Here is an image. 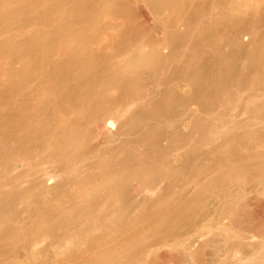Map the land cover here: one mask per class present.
I'll return each instance as SVG.
<instances>
[{
  "label": "rangeland",
  "instance_id": "1",
  "mask_svg": "<svg viewBox=\"0 0 264 264\" xmlns=\"http://www.w3.org/2000/svg\"><path fill=\"white\" fill-rule=\"evenodd\" d=\"M12 1L14 2V0H11V5L13 4L12 7L16 6V5H19L20 7L25 5L24 0H23V2H24L23 5L21 3L22 1H20V0H18L20 2H17V3H12ZM31 1H29V2H31ZM34 1H32L31 4ZM36 1L34 2L35 4L38 3V1L37 2ZM56 1L51 0V2H54L53 3L54 5H57L59 3V6H60V3H62L64 1V3L61 4V7L56 6V7H59L61 10H63L62 5L65 6V8L68 4H70L69 6L75 5V7H76L77 4L75 2H78L80 0H63L62 2H60V0H58L59 2H56ZM157 1L158 0H105V1L104 0H100V1L98 0L97 3H95L93 0L94 3L92 2L91 5L92 4L97 5L98 3H100L97 5V7H99V8H97L96 5H94L95 9L92 7L93 5L91 6L95 12L97 11L96 8L98 9V12H99V10L104 9L103 7H106V8L102 12H100L101 15L98 12H96L97 15H99V17H100L99 18L97 16L98 22L96 20L94 21L95 23L97 22L96 23L97 26H95L94 25L95 23L93 22V19H94L96 14L93 10H91V13L93 14L94 17L92 16L93 19L89 20V21H91V23L92 22L94 23V24H92V26H94L93 28H92L90 22H89V24L86 23L87 19H85L86 18L85 15L87 13L84 14V16L81 15L86 20V21H84V23L88 24V26L90 25V29H88L89 28L88 26H84L85 24L83 25L84 28L88 27V28H86L88 31L83 28V26H82L83 21H80V19L82 20V17H80V15H77L78 9L76 10L74 6L70 10L73 9L72 11H74V12L76 10V12H75L76 14L75 13L73 14L72 11L70 13L67 9L68 6H67L66 10L68 11V13H70L69 15L66 14L67 12L65 13V10L59 11L60 9L58 8L57 12H60V13L64 12V13L61 15L60 13L57 14V12H56L55 14H57V15H54V17L60 16L59 19L57 17H55V19H54V17H53V19H52L53 21L51 23H49V25H44V26H43V24H41L42 26L39 25L38 22L35 23V21H37L36 20L37 17H34V18L31 17V19H30V20L34 19L35 21H33V23H35V24H32V21L29 22V19L27 22L26 17L28 14L25 16L23 14L29 13V11L27 10V11H25L26 12L25 13V12H23L25 10L24 8L21 10L20 8H17V6L14 7L15 10L17 8V9H20V12L21 11L23 12V13L22 12L19 13V11H18L19 15L17 13H16V15H18L19 18H22L23 16L25 17V18L23 17L22 20L20 21L22 25H25V27L22 25H19V27L22 26L23 28H25V30L23 29L25 32L27 29L30 28L26 33H29V32L31 33L34 30L33 28H35V27H37V29H39L42 27L45 28V26H46V28H45L46 30H47V28H49L50 29L49 31H51V28H54V26L52 27V25H55V24L57 25L58 23L60 24V20L62 21L64 18H65V20H67L66 15H68L70 17V19L67 21H69V22L73 21V22L69 23V25H71V26L69 28H67V30L68 29L71 30V31L69 30L71 33L68 31L69 37L73 38L74 37L73 35H75L76 32L80 31L79 29L81 27H82L81 29H84L85 31H87L88 36H90V38L88 36H86V38H89V41L91 38H93V39H91V42H89L88 45H89L90 49L88 47L87 49H89V50H88V52L86 51V53L90 54V51H92L93 54L91 53L90 55H93V56H91V57H99L100 60H102V61L104 60V62L108 63L109 65H111V63H112L113 64L112 66H115L116 68H119V67H120L119 69L123 68L124 70L121 73L122 74L125 73V74L123 76H121V77H123L122 80L126 81V83L129 80L128 81L129 84L127 83L128 85H126V87L132 90L131 92L134 93V98L137 99V97H140L138 99V101L140 103L137 102L136 99L134 100V98H133V106L136 105L135 107L131 106L132 103L127 104V106H123L124 107L123 109H125V110H127V107L130 106V108L128 109L129 114H127L128 112L126 111L125 113L127 115L124 113L125 114L124 118L122 116H121L122 117L121 120H120V118H115L117 116H114V118H112L113 124H112L111 129L112 130H116V129L118 130V128L120 127L119 125L128 124V126L126 125V127L130 128V129L127 128L128 132H130V133H128V137H127V135L126 136L124 135L125 137L123 136L122 140L128 139L127 141L129 143L126 141L127 147H128L127 150L129 151V147L132 148V149H130V151L134 155L132 153H129V152H128V154L133 155L132 157L134 158V160L138 161V162H134L132 160V165H133V163L135 165L133 168H135V170L137 172L141 169L140 172L142 173V171L145 172L146 169L151 168L149 165L152 164V166L155 167V168L153 167V172H152V174H153V180L152 181L153 182L151 181L150 182L151 184L145 185L146 188H149L148 191H150V192L147 193L146 192L147 189H146V191H145L146 193H143V192L139 193V192L135 191L136 195L135 194L134 195L137 196L136 198L133 195V198H135V199L133 201L134 203L132 205V207H133L132 211H133V215L135 214L134 217L136 219V220L133 219L134 220L133 222L135 223L133 230L137 229L138 226H140V227H138V229L132 233V236H134L133 237L134 240H132V241L133 242L137 241V242L132 243L131 246L128 245L125 248L123 247L122 249H124V250H122L121 247H119L120 248L119 252L117 251L118 254L116 253V251L114 253H112V257H110V256H109V258L107 257L106 260L107 259L108 260L106 261V263L104 261V264H108V263H110V264H115V263L116 264H130V263L131 264H153V263L154 264H162L165 259L169 258V255H171L172 253L174 254L176 250H179V248L182 249V248L186 247L189 251H191V253L193 252L192 254L196 253V255L198 256V254L203 255V253H201V252L205 253V251L210 249V247L214 248V245L217 244L216 243L217 241L221 242L223 244L222 246L220 245L219 247L216 248V249H219L217 251L221 254V258L223 257V259L224 260L226 259L227 261H228V258H230L229 260H230L231 264L232 263L234 264L235 261H239L241 258L242 259L240 261L243 260L242 261L243 263H240V264H252V263L256 264V262L260 263L259 262L260 260H264V259H262L263 254H260L259 252H257L259 250L261 251V249L264 248V246H263L264 245V213H263L264 212V202H263L264 201V163H262V162H264V161H262V160H264V95H263L264 90H262V89H264L263 88L264 86L262 88L259 84H258L259 88H258V85L256 87L254 86L257 89L256 93H255V88L249 86V85H253V84L245 85L244 87H242V86L236 87V85L234 87V85L231 84V85H228V87L233 85L232 87H230V89L229 88L226 89V86H224V88H223L222 86L224 84V81H228L230 79V77H234V74L238 75L239 67H240V71H239L240 74L239 75H241L242 78H245V77L250 78L251 76H255L256 79H257V77L261 78L263 80L261 82V85H264L263 84V82H264V66H262V64H264V52H263L264 47L262 48V46H264V43H262V41H264V34L262 35V33H264V0H240L241 6L238 5L239 4L238 0H237L238 3L235 0H178V3H177V0L175 2H173L172 0H170V1L169 0H163L164 1L163 3L165 5H167L169 3L168 5L172 4V7H169V6L164 7L163 6L164 4L161 5V6H163V7H161L160 4H157V5L155 4V3H157ZM229 1H233L232 3H237L236 4L237 6L235 4H232ZM8 2L10 3L9 0H8ZM51 2L50 3H49V1L47 2L49 4V6H50V4H52ZM109 2H110V4H108ZM18 3H20V4H18ZM41 3L42 2H40V4ZM47 3L42 4L43 7L45 6L44 8H48V7H46V6H48ZM101 3H102V5H101ZM173 3L174 4L176 3V4L173 5ZM179 3H181V4H179ZM14 4H16V5H14ZM35 4H32L33 7L37 5V4L36 5ZM103 4H105V5H103ZM230 4H232L231 6L234 5V7H237V8H233V7L229 6ZM107 5H108V9H107ZM178 6H179V8H178ZM12 7H11V9H13ZM38 7L40 8L42 6H38ZM51 7H55V6L51 5ZM158 7H159V9H158ZM170 8L172 9V11L174 10L175 13L171 12ZM31 9H32V7H31ZM15 10H13V11L15 12ZM40 10H42V9H40ZM40 10H38V11H40ZM88 10H89V8H88ZM88 10H86V11L89 14L90 12ZM8 11L10 13V11H12V10H8ZM33 11H35V10H33ZM84 11L85 10L83 9V13H84ZM42 12L43 11H41V13ZM79 12H80V10L78 11V13ZM34 13H33V15L30 13L28 15V17L30 18V15L34 16L35 14H36L35 16H37L38 15L37 13L40 14V12H37L35 14ZM91 13L89 15H86V16L88 18H90ZM64 14H66L65 17L60 19L62 16H64ZM176 14L178 15V17ZM7 15H8L7 12H6V15L5 14L3 15V18H4L3 24L8 23L10 25V23H9L10 21H7V19H9V18L13 17L14 19H17V17H14V14H13V16H12V14H10L11 17H9V15L8 16ZM21 15H23V16L21 17ZM6 16L8 18L5 20ZM76 17H78V18H76ZM260 17L263 18V21H261V19L259 20L260 22L258 24L261 27L259 25L254 26L255 28L260 27V30L258 28L256 29V31L259 30L258 31L259 34H256L255 28L253 30V28H251L250 25H251L252 20L258 19ZM13 18L11 20V24L13 22ZM71 18H72V20H71ZM178 18L180 20H178ZM23 19H24V21L27 22V24H25L26 22H23ZM0 20H1V18H0ZM18 20H20V19H18ZM56 20L59 22H57ZM74 20L77 23H75ZM64 21H63V23H64ZM55 22H57V23H55ZM241 22H245V24L247 22V24L244 25L243 28H241V26H240V28L236 27L238 25V23L241 24ZM28 23H29V25H28ZM174 23H176L177 25ZM3 24H2V22L0 23V25H2V27H1L2 29L4 28V26H6V25L3 26ZM15 24H16V26H15ZM15 24L13 26L17 27L18 24L17 23H15ZM30 24L33 26H31ZM9 25H7V26L9 27L10 31L9 32L1 31L2 35L5 33V35L8 36L7 34H9L11 31H12V33L17 32L16 28L14 30V27L11 26L12 29L14 30L13 31ZM60 25H62V24H60ZM78 25H80V26L78 27ZM7 26L4 28L5 30H6ZM77 28H79V29H77ZM2 29H0V30H2ZM37 29H35L34 31H36ZM99 29H101L103 31V33ZM52 31H53V29H52ZM252 31L256 35H254ZM200 33L202 36H204L203 37L204 39L206 37H207L206 39L210 38L211 37L210 34L214 36V33H215V38L217 36H220L221 40L216 38L218 40V42H216V45H214L215 41H213V39H214L213 37H211V38H212V42H214V43H212L210 41L211 39H209V41L207 42V40H204L202 38ZM82 34H85V33H82ZM229 34H230V36H229ZM237 34H238V36H237ZM233 35L235 37H237V39L240 41V43H241L240 47H245L244 49L242 48L243 52L240 48L243 55H241L239 50H238L239 51V53H238L237 49H235V47H234V49L236 50L235 51L232 48V46L229 44V41H228L229 38L228 37H230V39H231V37ZM260 35H262V36H260ZM6 36H4V37H6ZM221 36L223 37V39L221 38ZM257 37L261 38V40L259 39L260 40L259 41ZM155 38H157V39H155ZM1 39H2V36H1ZM20 39H21V37H20ZM151 40H153V41H151ZM200 40H202L203 42H201ZM137 41L139 43H137ZM199 42H200V44H199ZM72 43H71V45H74V44L83 45L84 44L83 41H77V42L73 41ZM135 44L136 45L140 44L138 47H139V49L141 48L143 54H145V55H147V53H150V52L152 53V50L158 51V53L155 52V54H154L155 57L158 56L157 59L153 57L154 64L156 62L155 68L157 67L158 69L157 68L155 69L153 67L154 65L153 66L151 65V67L149 65L145 69H143L144 72L141 71V74L140 73L139 74L144 75V76L143 75L141 76L142 80L145 79L143 77H146L147 79L144 80V83L141 80L142 84H139V83H141V82H139L138 83L139 86L137 85L138 87H136L137 83L135 82V79H136L135 76L136 75L134 76L133 74H131L130 71L129 72L131 74V77L129 76L130 74H128L129 72L127 70H129V69H127V65H126L127 64L126 58H128V57L125 56L126 55L125 51L133 48V45H135ZM153 44H154V46H153ZM211 44H212V46H211ZM157 45L159 46V50L155 49V48H158ZM242 45H244V46H242ZM152 46L155 48L153 49ZM111 47H112V49H111ZM197 47H199V48H197ZM212 48L213 49L216 48V50L214 49L215 50L214 51ZM218 48H220V49H218ZM260 48L263 51H261ZM209 49H210V51H209ZM255 49H256V52H255ZM67 50H66L67 53L65 52L66 54H64V52H63L61 54H56L54 56H56V57H65V56L72 57L70 55L71 53L69 51L70 48H68ZM207 51L209 52V54ZM250 51H252V52H250ZM257 51H258V53H257ZM116 53H117V55H116ZM248 53H250V55ZM259 53L260 54L262 53L263 56L261 55L262 57H260ZM255 54L258 56V58ZM102 55H103V57H102ZM106 55L108 56V58ZM237 55H240L241 57H239ZM73 57H74V55H73ZM75 57H78V56H75ZM0 59H2V58L0 57ZM3 59H4V57H3ZM7 59H9V58L8 57L5 58V61ZM14 61L15 60H13L12 62L15 64ZM9 62L11 63V61H9ZM6 63H8V62H6ZM13 66H18L17 69L19 68V65H16V64ZM13 66H11L12 69L11 68L10 69H11V71L14 72L13 69H15V67L13 68ZM243 67H244V69H243ZM125 69H127V70H125ZM233 69H234V71H233ZM18 71L16 70L14 74H16V72H18ZM71 72H72V76H73L72 78L69 77V76H71V74H70ZM71 72L69 73L70 75L66 76V77H69V79L67 78L68 80L66 79V81H68V83L66 82L67 86H68V84L71 87L73 84L74 85L79 84L78 86L83 87L84 86L83 83L85 85L87 84V83H85L87 81L86 80L87 76H85L84 78L82 77L80 79L77 76V74L76 75L74 74L75 73L74 71H71ZM228 72H230L229 73L230 75L229 74L226 75V73H228ZM1 73H2V71H1ZM1 75H0V77H2V78L0 79L1 80L0 81V90H2V92H3V90L4 91L6 90L5 89L6 86H4L5 85L4 82L7 85L8 79H10V77L8 78L7 74H6V76H4V74L2 76ZM61 76H63V73ZM205 76L207 78H204ZM133 78H134V80H133ZM226 78H227V80H226ZM81 80L84 82H81ZM146 80H148V81H146ZM260 80H259V82H260ZM75 82H77V83H75ZM31 85H33L32 87L35 88L37 85V82L35 83V85H34V83H32ZM247 86H248V88H246ZM73 87H75V86H73ZM214 87H216L217 89ZM249 87L252 91L249 89ZM112 88H114V87H112ZM260 88H261V90H260ZM115 89H108V90L112 91L111 94L116 91L115 94L117 95L118 90L117 89L115 90ZM221 89L223 90V92L225 94L224 93L222 94ZM240 89L241 90L243 89V92ZM226 90H228V91H226ZM245 90H246V92H245ZM147 91H149V92H147ZM218 91H220L221 95L219 94ZM229 91L231 93L230 95H228ZM238 93L239 94L241 93V97ZM217 94H218V96H217ZM234 94H236V95H234ZM215 95L217 98H221L225 95L227 98L231 96L233 101L236 98L237 99L239 98V100H238L239 102H238V104L237 103L232 104V103L228 102L224 105L222 103L217 102V98L215 97ZM219 95H220V97H219ZM237 95H239V96L237 97ZM254 95H255V97H254ZM51 97H52V95H51ZM95 97H96V95H95ZM130 97L132 98L133 96H130ZM231 97L228 99L231 100ZM251 97H254V98L257 97L256 98L257 101L256 100H254V101L250 100L248 102L246 100V99H250ZM211 98H213V99H211ZM240 99H242V100H240ZM244 99L247 102H245ZM131 101H132V99H131ZM131 101H129V102H131ZM235 101L237 102V100H235ZM241 101H242V103H241ZM135 102H137V103H135ZM174 102H176V103H174ZM247 103H249V104H247ZM84 108H87V105ZM67 116H68V114L67 115L65 114V117L64 116L63 117L67 118ZM71 118H69V119H71ZM125 119H126V121H125ZM130 124H132V126ZM133 124H135V126ZM209 126L210 127L212 126V127L210 128ZM220 126H221V128H220ZM204 127L207 131L204 130ZM215 127H217V129ZM231 128L234 129V131ZM220 129L222 131H220ZM210 130H212V131H210ZM146 131H147V133H146ZM205 131H206V133H205ZM208 131H210V132H208ZM201 132L205 133V134H202ZM254 133L256 135H254ZM215 134H216V136H213ZM231 136L232 137L234 136V137L232 138ZM244 136H245V138H244ZM204 137H205V139H204ZM145 138H146V141H145ZM228 139L232 143L229 142ZM240 141H241V143H240ZM249 142H250V144H249ZM242 146H243V148H242ZM235 147H237V148H235ZM238 147H240V148H238ZM248 147H249V149H248ZM231 148H233V149H231ZM241 148L243 150H241ZM238 149H240V150L238 151ZM254 149H256V150H254ZM135 152H136V154H135ZM237 152H240V153H237ZM157 154H158V156H157ZM234 154H237V156ZM122 155L125 156V153H123ZM135 155L136 156L138 155V157L141 158L142 160L143 159L146 160V158H144V157L148 156L147 158L150 161L147 160V161L142 162L141 159L139 160V158L138 157L136 158ZM151 155L153 157L157 156L160 160H162V158L164 157L165 161L163 159L162 162L164 161L165 163H167L166 161L169 160L168 164H166V165L164 164V162L162 163V164H164V166H166L168 168L163 166L162 169H164V171H162V169L160 170V168L162 167L161 161L159 162L160 165L155 166L157 164H156V162L152 163V162H154V160H153V157L150 158ZM159 155H161L160 156L161 158L159 157ZM190 155H192L193 157ZM142 156H143V158H142ZM159 159H157V160H159ZM191 159H192V162H191ZM209 160H210V162H209ZM140 161H141V163H140ZM189 161H190V163H187ZM205 161H207L209 164H207V162H205ZM241 161H243V162H241ZM145 162H147V163H145ZM148 162H149V164H148ZM150 162H151V164H150ZM244 162L246 164H244ZM256 162H258V163H256ZM211 163H212V165H211ZM226 163H228L229 165ZM136 164H138V166L140 165V167L142 164H144V165H142V168L139 169V167L136 166ZM57 165H56V168H58L60 166V165H58V167H57ZM182 165H183V167H182ZM199 166H201L200 167L201 170H199ZM174 167H176V168H174ZM192 167H194V168L192 169ZM231 167H233L234 169L231 170L232 169ZM53 168H54L53 170H55V167H53ZM184 168H186L188 170V171H186L185 174H183L186 170ZM260 168H262V170ZM59 169H56V170H59ZM167 169L169 172L167 171ZM175 169H176V171H175ZM156 170L158 172L159 171L163 172V173H161V176L158 175L159 173H155V172H157ZM178 171H180V172H178ZM201 171H204V172H201ZM200 172L202 174H198ZM190 173L192 174V176ZM194 173L195 174L197 173V175H196L197 177L195 176ZM154 176L157 180L154 179ZM187 176H189V177H187ZM224 176L225 177L227 176V178L225 179ZM135 177L137 179H139L138 176H135ZM192 177H195V178H192ZM230 177H231V179H230ZM179 178L183 181H181ZM228 178H229V180H228ZM55 179L56 178H54V181H52V184L56 183ZM188 180H189V182H188ZM178 181H179V183H178ZM191 182H192V185H190ZM148 183L149 182H147L146 184H148ZM136 184H138L137 180L135 181V185ZM182 184H184V185H182ZM185 184H186V186H185ZM175 185H177V186H175ZM26 186L27 185H25L23 187L25 188ZM6 187H9V185ZM217 187H219V188H217ZM241 187H243V188H241ZM179 188H184V189L179 190ZM228 188H231V189H229V191H228ZM221 189H222V191H221ZM223 189L225 190V192L223 191ZM238 189H239V191H238ZM4 190H5V188H4ZM16 190H18V189H16ZM19 190H21V189H19ZM183 190H184V193H183ZM6 191H7V189L5 190V192ZM12 191H13V193L15 192L14 189ZM239 192H240V194H239ZM16 193H18V192H15L14 194H16ZM171 194H174V195H171ZM223 195L225 196V198ZM52 196L53 197H51V198L56 200V197H57L56 194L54 193V195H52ZM54 196H56V197H54ZM241 196L243 198L242 200H241ZM29 197H32V198H26V200L28 202L25 200L28 204L25 203V201H24V204L22 202L23 205H21V203H19L20 208H18L19 206L17 207V209H20V213H23L24 211L22 210V208H24V210H25V208L28 205L29 210H28V212H27V210L25 211V213L27 212V218L25 216L26 215L25 213H23L24 215L17 214L19 211L15 212V210H14L15 208L11 209L12 206L9 207L10 205H7V206L9 207V212L14 210L13 212H15V213L12 212V214H14L13 215L14 217L10 216L11 213L9 215H7L8 211L6 209L7 208L6 205H5V207H6L5 209L7 212H5V211L4 212L7 213L6 214L7 216H10L11 218H13L15 220L18 218L21 219L22 216L25 217V220L27 221V222L25 221L26 223H30L34 219V222H32V223L37 224L38 227H41V229H42V230L40 229L41 232L39 230L40 234L38 233V235L35 238V241L37 240V245L35 246V248L36 247H38V248H36V249L33 248V250L35 249L34 252L32 250H30V252H29V251H27V249L23 250L24 248L21 247L22 242L20 241V240L23 241V239H20L18 237L17 238L20 239L19 241L21 243L18 241L19 243H17V244L15 243L16 244L15 245L16 247H15L13 245V243L15 242V239L11 237V239H13V240L12 241L10 240L9 243L11 244L12 250L10 249V246H9V248H8V246L5 247L6 249H8V252L5 248H4V250H3V247L0 248V251H1L0 252V264H92L93 260L95 261V258L98 261V257L100 255L101 251L99 252V250H98V252H99L98 256H96L98 252H96V255H94V251L91 248H89V245H88L89 243L88 244L86 243L87 240H89V238H88V236H86V234H82L81 232L79 233L77 231H75V232L71 231V233L73 232V234H70V232L68 234H66V237L68 239L66 237H62V238H64V241H62L63 239H61V238H57V234H58V237H60V235L62 234L60 229L57 230L58 229L57 227L60 226V225H58V223L59 222L60 223L66 222L64 220L66 218L61 217V219L63 218V220H61L60 219L61 214L59 216L55 215L53 217L54 220H52L53 222L51 221L52 223H50V224L45 223L43 220H45V218L46 219H48V218L45 216L46 214L44 215L45 217L43 216V214L45 213V209H43V210L41 209L43 207V203H45L44 201H42V200H44V198H40L41 196L39 197L40 200L42 199L41 200L42 205L40 204L41 206L39 205L37 207V204L35 203V200H33V199H35V198L38 199V197H33V196H29ZM151 197H153V198H151ZM58 198H59V196H58ZM28 199L30 200V202L32 204L35 203V205H36L35 207H37V208H35L33 206L34 204L32 205ZM59 200H57V201L60 202ZM145 201H146V203H145ZM38 202H39V200H38ZM55 202L56 201H54L52 204L56 205L57 202L56 203ZM227 202H229V203H227ZM239 202H241V203H239ZM62 203L63 202L61 201V203H59V204H61V205L65 204L67 207L68 203H66L65 201L63 204ZM169 204H171V205H169ZM189 204H190V206H189ZM29 205L30 206L32 205L33 207L32 206L30 207ZM45 205H46V203H45ZM65 205H63V207H65ZM84 205L87 206L86 204H84ZM141 205H143V207ZM24 206H26V207H24ZM28 207H27V209H28ZM39 207H41V208H39ZM211 207H213V208H211ZM152 208H154V209H152ZM162 208H163V210H162ZM37 209L42 210L41 213H42L43 217L37 216V215H40V212H37ZM164 209H165V211H164ZM235 209H236V211H235ZM34 210H35V212H37L39 214H36L35 212H33ZM40 210H38V211H40ZM52 210H54L52 212H55V209H52ZM155 210H157V211H155ZM166 210H167V212H166ZM233 210H234V212H233ZM21 211H23V212H21ZM159 211H160V213H159ZM223 211H224V213H223ZM74 212H79V210L78 211L76 210ZM74 212H69V214L71 213V215H72V213H74ZM149 212H150V214H149ZM155 212H156V215L158 217H159V214H160V216L164 215L163 218L166 216L165 217L166 220L165 219L164 220L158 219V217L154 214ZM261 212L263 213V215ZM28 213H29V215H28ZM32 213H34L35 216H33L34 214H32ZM65 213H67V214H65L66 217L70 216L68 214V212H65ZM81 213H78V214H81ZM152 213L154 214V216L151 217V215H153ZM167 213H169L168 214L169 216L167 215ZM15 214H17V215H15ZM55 214H56V212H55ZM146 214H147V217H145ZM15 216H16V218H15ZM32 216H33V218H32ZM10 217H7V218H10ZM55 217H57V218H55ZM37 218H38V221H37ZM58 218H59V220H57ZM155 218H156V220H154ZM10 219H9V221H10L9 223L12 222ZM55 219H56V221H55ZM143 219H148V221L147 220H146L147 222L143 221ZM149 219H151V220H149ZM152 219L154 221H152ZM22 220H23V218H22ZM48 220L47 221L45 220V221L48 222ZM157 220L160 222L162 221L163 224L158 222V223H160V224L157 223L158 226L154 225ZM54 221L56 223L58 221V223L56 224ZM25 222H23L24 226L28 225V224H25ZM41 222L43 224L44 223L46 224V226L44 225L46 228L44 226L39 225ZM49 222H50V220H49ZM81 222H82V220H81ZM81 222L79 225H81V227L83 228L85 226V224L83 226V223H81ZM153 222H154V224H153ZM42 223H41V225H43ZM34 224H32V225H34ZM62 224H61V226H62ZM150 224H151V226H149ZM37 225H34V226H37ZM47 225L53 226V229L51 226L48 227ZM29 226H31V225L29 224ZM54 226H56V227H54ZM86 226H87V224H86ZM218 227L219 228L221 227V228L219 229ZM26 228H27V226H26ZM229 228H231V229H229ZM46 229L47 230L49 229V231H47ZM52 230H53V232H52ZM225 233H228V234H225ZM54 234H55V236H54ZM81 235H82V237H80ZM231 235H232V237H231ZM77 236H78L79 240H77L78 239ZM135 236H136V238H135ZM23 237L21 236V238H23ZM138 237H140V238H138ZM226 237L228 240L226 239ZM0 238H1V235H0ZM17 238H16V240H17ZM80 238H81V240H80ZM83 238H84V240H83ZM216 238H217V241L214 242L213 240H215ZM38 239H39V242H38ZM58 239L59 240L61 239L62 243H60V244H62V245L65 242V244H64L65 246L64 245L62 246L60 244L58 245V243H57L56 245H54L55 246L54 248L50 247V246H52L53 243L57 242ZM85 239H87V240H85ZM147 239H148V241H147ZM51 240H54V242H52ZM11 242H13V243H11ZM40 242L43 245H41ZM82 242L84 244H82ZM88 242H90V241H88ZM137 243H139V244H137ZM180 243H181V245H180ZM19 244H20L21 248L17 247V246H19ZM85 244H87V245H85ZM167 244H168V246H167ZM210 244H213V246H211ZM39 245H40V247H39ZM48 245H49V248H48ZM80 245H81V247H80ZM192 246H194V247H192ZM257 246L259 248L260 247H262V248L259 249ZM12 247L15 249H13ZM256 248H258V250ZM90 249L92 250L93 253L91 252ZM126 249H128V250H126ZM131 249L133 251H130ZM135 249H137V250H135ZM134 250H135V252H134ZM31 251H32V253H31ZM123 251H124V254H122ZM162 251L165 253H163ZM226 251H227V254L230 253L228 251H231V253L233 255L231 253H230V255L225 254ZM263 251H261V252L263 253ZM104 252H105V250H104ZM120 252H121V254H120ZM80 253H82V254H80ZM87 253H89V254H87ZM90 253L92 255H90ZM166 253H168V254H166ZM103 254L105 255V253H103ZM107 254H109V252ZM114 254H116V255L114 256ZM147 254H148V256H147ZM222 254L224 256H222ZM256 254L257 255L260 254L261 256L260 255L257 256ZM109 255H111V254H109ZM165 255H166V258H164ZM253 256L255 258H253ZM224 257H228V258H224ZM87 258H88V260H87ZM91 258L93 260H91ZM171 258H174V257H171ZM171 258H169V259H171ZM232 258L235 260H233ZM135 259H136V261H133ZM254 259H256V260H254ZM113 260H114V262H113ZM152 260L153 261L155 260V261L152 262ZM231 260L233 262H231ZM82 261H83V263H81ZM158 262H160V263H158ZM94 263H96V261L93 262V264Z\"/></svg>",
  "mask_w": 264,
  "mask_h": 264
},
{
  "label": "bare ground",
  "instance_id": "2",
  "mask_svg": "<svg viewBox=\"0 0 264 264\" xmlns=\"http://www.w3.org/2000/svg\"><path fill=\"white\" fill-rule=\"evenodd\" d=\"M10 3L8 2V0H0V18H1V22L3 24L4 22V18H3V15L5 14L6 15V12L7 14L10 16V14H14V17H17V19H14L13 17V22L11 24V20L12 18H9L7 19L8 15L6 16L5 20L7 19V21H10V25L8 23H5L3 24L4 25H9L10 27L13 26L15 23L18 24L17 27H14V30L15 28L17 29L16 33H12V31L7 34L8 36L5 35V33L2 35V32L1 31H7L9 32V27L7 26L6 30L4 29L6 26H4V30L1 28L2 25H0V57L2 59H0V75L4 74V76H6L7 74V77L10 79H8V82H7V85L6 83L4 82V86L5 87V91L3 90H0V235H1V238H0V248L3 247V250L5 247L10 246V249H11V244L9 243V241L13 240L11 239L14 238L15 239V242H11L13 243V245L15 246L17 243H19L20 241L22 242L21 244V247H23L24 249L23 250H26L30 252V250H32L33 252L35 251L36 247L35 246L37 245V240L35 241V238L36 236L38 235L39 233V230L41 229V227H38L37 224H34L32 222H34V219L33 221H29L30 223H26L27 221L25 220V217L22 216V218H18V219H13L11 217H14L12 214V212L15 210V212L19 211L17 214H22L24 215L23 213H25V211L29 210V207H28V201L26 200V198H32V197H29V196H33V197H38V199H33L35 200V203L37 204V207L41 204V200L40 198H44V201L46 203H43V207H39L41 208L42 210L45 209V213L43 214V216L45 215L48 219L45 218V220L48 222H46L45 220H43L45 223H52L54 220V216L55 215H60V219L61 217H64L66 219H64L66 222H59L57 221L58 225H60L59 227H57L60 231L62 232V234L64 235H60V237H58V234H57V238H61L63 239L62 241H64V238L62 237H66V234H68L70 232V234H73V232L77 231V232H81L82 234H86V236H88L89 240H87V244L89 245V248H91L93 251H94V255H96V252H99L103 251L102 253L100 252V255L98 257V261L96 260L95 258V261L96 263L94 264H104V261L106 263V258L109 256L112 257V253H114L116 251L119 252V247H121V249L128 245L131 246L132 243H136L137 241H132L134 240V236H132V233L135 232V230L138 229V227L140 226H136L137 229L133 230V227H134V220L135 217L133 215V201L134 199L137 197L135 196V191L141 193H148L150 191H148L149 188H146L145 185H149L151 184L150 182L153 180V167L151 162L149 165L151 168H148L146 169L145 172L142 171V173L140 172V168H142V164L141 167L140 165L138 166V164H136V166L139 167V173L135 170V168H133L135 165L133 163L132 165V160L134 162H138V161H135L134 158L132 157L134 154L130 151V148L129 147V151L127 150V143L126 140H122V137L125 135H127L128 137V127H126V125L128 126V124H123V125H119L120 127L118 128V130H112L111 127H112V124H113V120L112 118H114V116H117L115 118H120V120L122 119V117L124 118V115L126 114L125 112L127 111L129 114V111L128 109L130 108V106L127 107V110L123 109L124 107L123 106H127V104H131V106H133V98H134V93L131 92L132 90L127 88L126 85H128V81L126 83V81L122 80L124 74H122L121 72H123V68L119 69V68H116L115 66H112L113 64L111 63V65H109L108 63L104 62V60H100L99 57H91L93 55H90L92 53V51H90V54L89 53H86V51L88 52V50L90 49L89 47V42H91V38L90 41H89V38L90 36H88V33H87V29H90V25L88 26L89 22L91 23V21L89 20H92L93 19V14L91 13V10L94 11V5L96 4H92L91 3L93 2V0H80L78 2H75L77 5L75 7V5H73L75 7V9L77 10V15H80V17H82L81 15L84 16V14L86 15H89L91 13V17L88 18L86 15H85V19H87V22L88 24L84 23V21H86L83 17H82V20L80 19V21H83L82 23V26H88V27H85L83 26V28L87 31H85L84 29H79L80 31L76 32L75 35H73L74 37L71 38L69 37V33L68 31L70 29L67 30V28H69L71 25H69V23L73 22L71 21L72 18H71V22L67 21L70 19V17L68 16L71 11L73 10H70L71 8H73V6H69L70 4H66L68 6H66V8L68 9V11L70 13H68V11L66 10L65 6L62 5V9L65 10V13L68 14H64V16H62L60 19H62L63 17H67V20H65V18L61 21L60 20V25L55 24L57 22H55L54 24L55 25H52V27L54 26V28H51V31H49L50 29L47 28V30L45 29L44 27L42 28H39L37 29V27L33 28L34 30L37 29L36 31H34L33 29V33L29 32V33H26L29 29L26 30V32L24 31L25 28H23L22 26L25 27V25H22L21 24V20L22 18L25 16V15H29L30 13L33 15V13H37V12H40L37 13L38 15L37 16H31L30 15V18L28 17L27 15V22H28V19H29V22L32 21V24H35L36 22H38L39 25L43 24L44 25H49V23H51L53 20V17L54 15H57L59 14L60 12H57V9L59 7H61V4L64 3L63 0H60V6H59V3L57 5H54L53 3L54 2H51V0H48L49 3L51 2L52 4H49L47 3L48 1L47 0H37L38 3H34V1L32 4H35L36 6L33 7V5L31 4V0H20L22 1V5L23 3L25 5L23 6H19V5H16L17 8H20L21 10L24 8L25 11H29V13H26V14H23L21 15L22 18H19V13L20 12V9H17L16 10L14 9V7L16 6H13L11 5V0H9ZM18 0H14V2L12 1V3H17V2H20ZM31 1V2H29ZM36 1V2H37ZM47 1V2H46ZM56 1V0H55ZM98 1V0H97ZM96 0H94L95 3H97ZM100 1V0H99ZM105 1V0H104ZM170 1V0H169ZM173 2H175L176 0H172ZM237 1V0H235ZM239 1V4L241 3L240 0ZM237 1V3H238ZM40 2H42L40 4ZM56 2H59L58 0ZM93 2V3H94ZM107 2V1H106ZM164 1L163 0H158L157 3H155L156 5L157 4H160L163 5ZM167 2V1H166ZM229 2H233V1H229ZM48 6V8H44L42 4H46ZM66 3V2H65ZM72 3V2H71ZM74 3V4H75ZM103 3V2H102ZM101 3V5H102ZM112 3V2H111ZM177 3H178V0H177ZM182 3V2H181ZM179 3V4H181ZM237 3H232V4H237ZM20 4V3H18ZM31 4V5H30ZM100 4V3H98ZM97 4V5H98ZM110 4V2L108 3ZM169 4V3H168ZM163 5L164 7L166 6H169V7H172V4L170 5ZM176 4V3H175ZM173 3V5H175ZM232 4H230L229 6H231ZM52 6H59V7H51ZM96 5V7H97ZM105 5V4H103ZM29 6V7H28ZM32 9H31V7ZM38 6H42V7H38ZM94 9H92V7ZM159 6V5H158ZM161 6V7H163ZM181 6V5H180ZM237 6V5H236ZM241 6V5H240ZM11 7L13 9H11ZM37 7V8H36ZM168 7V8H169ZM175 7V6H174ZM233 8H237V7H234L231 6ZM36 8V9H35ZM39 8V9H38ZM44 8V9H43ZM89 8V10H88ZM91 8V9H90ZM99 8V7H97ZM96 8V12H98V9ZM104 9L106 7H103ZM112 8V7H111ZM176 8V7H175ZM174 8V9H175ZM179 8V6H178ZM40 11H38V10ZM60 9V8H59ZM74 9V10H75ZM83 9L85 10L84 13H83ZM104 9L102 10H99V14L100 12H102ZM107 9H108V5H107ZM106 9V10H107ZM159 9V7H158ZM171 9V8H170ZM177 9V8H176ZM8 10H12L9 11ZM15 10V12L13 11ZM63 10H59V11H63ZM75 10V12H76ZM80 10V14L78 13V11ZM82 10V11H81ZM88 10L90 13L88 14V12L86 11ZM161 10V9H160ZM164 10V9H163ZM166 10V9H165ZM178 10V9H177ZM19 11V13H18ZM31 11V12H30ZM33 11V12H32ZM41 11H43L41 13ZM147 11V10H146ZM170 11V10H169ZM176 11V10H175ZM13 12V13H12ZM22 12V13H23ZM57 12V14H55ZM74 11H72V13L74 14L75 13ZM95 12V11H94ZM95 12V17L93 19V22L96 20L98 22V19H97V16L99 17V15H97V13ZM109 12V11H108ZM171 12H174V10L172 11L171 9ZM178 12V11H177ZM16 13L18 15H16ZM64 12L60 13L61 15L63 14ZM83 13V14H82ZM106 13V12H105ZM112 13V12H111ZM175 13V12H174ZM76 14V13H75ZM110 14V13H109ZM16 15V16H15ZM40 15V16H39ZM72 15V14H71ZM70 15V16H71ZM101 15V14H100ZM111 15V14H110ZM152 15V14H151ZM177 15V14H176ZM39 16V17H38ZM93 16V17H92ZM5 17V16H4ZM31 17H37L35 21L34 19L30 20ZM57 17V16H55ZM54 17V19H55ZM60 17V16H59ZM59 17H57L59 19ZM69 17V18H68ZM72 17V16H71ZM74 17V16H73ZM79 17V16H78ZM76 17V18H78ZM107 17V16H106ZM178 17V15H177ZM181 17V16H180ZM179 17V18H180ZM25 18V17H24ZM75 18V19H76ZM96 18V19H95ZM100 18V17H99ZM110 18V17H109ZM178 18V20H180ZM20 19V20H18ZM261 19V21H263V18H258V19H254L251 21V28H253L254 30V26H257L259 25L258 23L260 22L259 20ZM65 20V21H64ZM17 21V22H16ZM24 21L23 19V22H26ZM33 21H35V23H33ZM64 21V23H63ZM67 21V22H66ZM175 21V20H174ZM173 21V22H174ZM0 22V23H1ZM6 22V21H5ZM22 22V23H23ZM27 22L25 24H27ZM62 22V23H61ZM75 23H77L75 20H74ZM91 23V26L92 24L94 23ZM96 22V23H97ZM151 22V21H150ZM20 23V24H19ZM94 24L95 26H97V24ZM154 23V22H153ZM159 24V23H158ZM176 24V23H174ZM247 24V22H246ZM245 22H241V24L238 23V25L236 27L240 28H243L244 25H246ZM19 25H22L19 27ZM29 25V23H28ZM31 25V24H30ZM37 25V24H36ZM69 25V26H68ZM167 25V24H166ZM172 25V24H171ZM177 25V24H176ZM16 26V24H15ZM33 26V25H31ZM35 26V25H34ZM42 26V25H41ZM68 26V27H67ZM80 25H78L79 27ZM163 26V25H162ZM260 26V25H259ZM27 27V26H26ZM48 27V26H47ZM50 27V26H49ZM74 27V26H73ZM94 26H92L93 28ZM261 27V26H260ZM260 27L258 28L260 30ZM32 28V27H31ZM91 28V29H92ZM155 28V27H154ZM255 28V31L256 29ZM12 29V27H11ZM24 29V30H23ZM53 29V31H52ZM76 29V30H77ZM13 30V29H12ZM13 30V31H14ZM101 30V29H99ZM258 30V31H259ZM31 31V30H30ZM71 31V30H70ZM69 31V32H70ZM73 31V30H72ZM83 31V32H82ZM85 31V32H84ZM97 31V30H96ZM102 31V30H101ZM123 31V30H122ZM121 31V32H122ZM148 31V30H147ZM165 31V30H164ZM258 31H256L255 33L256 34H259ZM75 32V31H74ZM157 32V31H156ZM207 32V31H206ZM253 32V31H252ZM12 33V34H11ZM71 33V32H70ZM82 33H85V34H82ZM87 33V34H86ZM103 33V31H102ZM127 33V32H126ZM159 33V32H158ZM205 33V32H204ZM15 34V35H14ZM99 34V33H98ZM122 34V33H121ZM254 34V32H253ZM254 34V35H256ZM264 33H262L263 35ZM12 35V36H11ZM201 35V33H200ZM199 35V36H200ZM208 35V34H207ZM227 35V34H226ZM260 35V36H262ZM1 36H2V39H1ZM6 36V37H4ZM86 36H88L89 38H86ZM124 36V35H123ZM129 36V35H128ZM173 36V35H172ZM202 36V35H201ZM209 36V35H208ZM211 37H213V41H215V44L216 45V42H218L217 39H220V36H217L215 38V33H214V36L210 34ZM230 36V34H229ZM238 36V34H237ZM258 36V35H257ZM259 36V37H260ZM19 37V38H18ZM21 37V39H20ZM140 37V36H139ZM204 36H202L203 38ZM206 37V36H205ZM208 38V39H204V40H207V42L209 41V39H211L210 41L212 42V38ZM219 37V38H218ZM228 37V36H227ZM258 38V40L261 38ZM141 38V37H140ZM176 38V37H175ZM221 38L223 39V37L221 36ZM229 38V44L232 46V48L234 49H237V51L239 50L241 55L242 52H243V49L245 47H240L241 43L240 41L237 39V37H235L234 35L231 37H228ZM256 38V37H255ZM100 39V38H99ZM105 39V38H104ZM157 39V38H155ZM263 39V38H262ZM141 40V39H140ZM154 40V39H153ZM151 40V41H153ZM221 40V39H220ZM259 40V41H260ZM73 41H83L84 44L83 45H77V44H74V45H71V43ZM107 41V40H106ZM121 41V40H120ZM171 41V40H170ZM201 42H203L202 40H200ZM94 42V41H93ZM111 42V41H110ZM75 43V42H74ZM79 43V42H78ZM137 43H139L137 41ZM148 43V42H147ZM166 43V42H165ZM214 43V42H212ZM228 43V42H227ZM226 43V44H227ZM260 43V42H259ZM262 43H264V41H262ZM73 44V43H72ZM96 44V43H95ZM102 44V43H101ZM100 44V45H101ZM113 44V43H112ZM119 44V43H118ZM200 44V42H199ZM198 44V45H199ZM94 45V44H93ZM140 45V44H139ZM139 45H133V48L131 49H128L126 52V58L127 61H126V65H127V70L128 72L130 71L131 74H133L135 76V83L136 84V87L139 86V84H142L141 80H142V75L141 74V71H143V69H145L147 66L151 65L155 68V64H154V61H153V57L157 59L158 56L155 57V52L158 53V51L156 50H152V53H147V55L143 54L141 48L139 49ZM204 45V44H203ZM208 45V44H207ZM256 45V44H255ZM260 45V44H259ZM113 46V45H112ZM135 46V47H134ZM154 46V44H153ZM152 48L154 49L155 47ZM167 46V45H166ZM212 46V44H211ZM244 46V45H242ZM261 46V45H260ZM89 47V49H87ZM120 47V46H119ZM141 47V46H140ZM158 48H155V49H158L159 50V46L157 45ZM203 47V46H202ZM205 47V46H204ZM214 47V46H213ZM222 47V46H221ZM230 47V46H229ZM264 46H262L263 48ZM70 48V55L72 57H56L54 55L56 54H61L64 52V54L67 53V49ZM105 48V47H104ZM103 48V49H104ZM130 48V47H129ZM199 48V47H197ZM242 52H241V50ZM243 48V49H242ZM257 48V47H256ZM96 49V48H95ZM112 49V47H111ZM110 49V50H111ZM176 49V48H175ZM213 49V48H212ZM211 49V50H212ZM216 50V48H214ZM213 49V50H214ZM220 49V48H218ZM222 49V48H221ZM234 49V50H235ZM261 49V48H260ZM67 50V51H66ZM116 50V49H115ZM125 50V49H124ZM205 50V49H204ZM214 50V51H215ZM250 50V49H249ZM199 51V50H198ZM210 51V49H209ZM236 51V50H235ZM238 51V53H239ZM248 51V50H247ZM253 51V50H252ZM250 51V52H252ZM260 51V50H259ZM261 51H263L261 49ZM66 52V53H65ZM110 52V51H109ZM108 52V53H109ZM160 52V51H159ZM204 52V51H203ZM208 52V51H207ZM255 52H256V49H255ZM264 52V51H263ZM262 52V53H263ZM106 53V52H105ZM146 53V52H145ZM177 53V52H176ZM201 53V52H200ZM234 53V52H233ZM237 53V52H236ZM237 53V54H238ZM258 53V51H257ZM262 53L260 54V57H262ZM93 54V53H92ZM96 54V53H95ZM98 54V53H97ZM103 54V53H102ZM114 54V53H113ZM205 54V53H204ZM207 54V53H206ZM209 54V52H208ZM250 55V53H248ZM74 55V57H73ZM117 55V53H116ZM119 55V54H118ZM200 55V54H199ZM252 55V54H251ZM256 55V54H255ZM262 55V56H261ZM75 56H78V57H75ZM100 56V55H99ZM107 56V55H106ZM124 56V57H125ZM172 56V55H171ZM239 57H241L240 55H237ZM257 56V55H256ZM255 56V57H256ZM4 57V59H3ZM11 58L10 60L7 59L5 61V58ZM103 57V55H102ZM190 57V56H189ZM213 57V56H212ZM223 57V56H222ZM250 57V56H249ZM108 58V56H107ZM258 58V56H257ZM15 60V64L16 65H19V68L17 69L18 66H13L15 65L12 61ZM11 61V63L9 62ZM157 61V60H156ZM160 61V60H159ZM8 62V63H6ZM18 63V64H17ZM125 63V62H124ZM163 63V62H162ZM159 64V63H158ZM238 64V63H237ZM236 64V65H237ZM118 65V64H117ZM160 65V64H159ZM11 66H13V68L15 67V69L18 71L15 73V69L14 72L11 71ZM240 66V65H239ZM262 66H264V64H262ZM126 67V66H125ZM232 67V66H231ZM11 68V69H10ZM157 68V67H156ZM155 68V69H156ZM161 68V67H160ZM158 69V68H157ZM238 69V68H237ZM244 69V67H243ZM2 71V73H1ZM71 71H74L73 73L81 79L82 77L84 78L85 76H87V81L85 83H87L86 85L83 83V85L85 86H78V85H72V87L68 84H66V82L68 83V81H66V79L69 77H73L72 76V72ZM231 71V70H230ZM234 71V69H233ZM239 71H240V67H239ZM238 71V75H235L234 74V77H230V79L228 81H224V84H223V88L224 86H226V89H230V87H232L234 85H236V87H244L245 85H249V84H253V85H249L250 87H256L258 84L261 86V88L264 86V85H261V82L263 81L261 78H258L256 79L255 76H251L250 78L248 77H245V78H242L241 75H239ZM71 72V73H70ZM130 72L128 74H130ZM144 72V71H143ZM156 72V71H155ZM6 73V74H5ZM63 73V76H61ZM69 77H66L68 75H70ZM127 73V72H126ZM140 73V74H139ZM224 73V72H223ZM230 72L226 73V75H228ZM232 73V72H231ZM131 74L129 75L131 77ZM145 74V73H144ZM150 74V73H149ZM1 75V76H2ZM205 75V74H204ZM230 75V74H229ZM233 75V74H232ZM128 76V75H127ZM144 76V75H143ZM152 76V75H151ZM203 76V75H202ZM224 77V76H223ZM2 77H0L1 79ZM40 78V79H39ZM145 79H147L146 77H143ZM204 78H207L206 76ZM219 78V77H218ZM228 78V77H227ZM226 78V80H227ZM67 79V80H68ZM144 79V80H145ZM152 79V78H151ZM261 79V80H260ZM35 80V81H34ZM84 80V79H83ZM131 80V79H130ZM134 80V78H133ZM144 80L143 83H144ZM153 80V79H152ZM225 80V79H224ZM260 80V82H259ZM1 81V80H0ZM5 81V80H4ZM70 81V80H69ZM85 81V80H84ZM81 80V82H84ZM148 81V80H146ZM222 81V80H221ZM3 82V81H2ZM1 82V83H2ZM35 83L37 82V85L35 88H33L31 85L32 83ZM132 82V81H131ZM134 82V81H133ZM141 82V83H139ZM151 82V81H150ZM153 82V81H152ZM31 83V84H30ZM46 83V84H45ZM77 83V82H75ZM139 83V84H138ZM72 84V83H71ZM154 84V83H153ZM183 84V83H182ZM233 84L232 86L228 87V85H231ZM264 84V82H263ZM31 85V86H30ZM138 85V86H137ZM144 85V84H143ZM156 85V84H155ZM184 85V84H183ZM216 85V84H215ZM238 85V86H237ZM259 85H258V88H259ZM30 86V87H29ZM75 86V87H73ZM145 86V85H144ZM221 86V85H220ZM70 87V88H69ZM114 87V88H112ZM135 87V86H134ZM219 87V86H218ZM249 87V89H250ZM254 87V88H255ZM117 89L118 92H117V95L115 94V92H113L111 94V90H108V89ZM216 88V87H214ZM222 88V89H223ZM248 88V86L246 87ZM260 88V90H261ZM264 88V87H263ZM115 89V90H116ZM136 89V88H135ZM217 89V88H216ZM221 89V90H222ZM238 89V88H237ZM183 90V89H182ZM220 90V91H221ZM241 90V89H240ZM248 90V89H247ZM251 90V89H250ZM256 88H255V93H256ZM264 90V89H262ZM219 92V94L221 95V93ZM228 91V90H226ZM239 91V90H238ZM243 92V89L241 90ZM252 91V90H251ZM140 92V91H139ZM149 92V91H147ZM222 94L224 93L223 90L221 91ZM246 92V90H245ZM258 92V91H257ZM261 92V91H260ZM133 94V95H132ZM225 94V93H224ZM230 91H229V94L230 95ZM239 94V93H238ZM52 95V97H51ZM96 95V97H95ZM219 95V97H220ZM227 95V94H226ZM223 96L221 98H217L216 95L215 97L217 98V102L219 103H222V104H226L228 102L230 103H237L238 104V100L239 98L235 99L237 100V102L233 101L232 97H231V100L228 99L230 97H226ZM236 95V94H234ZM240 97H241V93L239 94ZM237 95V97L239 96ZM264 95V93H263ZM130 96H133L132 98ZM141 96V95H140ZM218 96V94H217ZM252 96V95H251ZM136 97V96H135ZM171 97V96H170ZM187 97V96H186ZM227 99H226V98ZM235 97V96H234ZM255 97V95H254ZM254 97H251L250 99H246L248 102L250 100H256V98ZM259 97V96H258ZM140 97H137L134 98V100L136 99L137 102L138 99ZM142 98V97H141ZM209 98V97H208ZM130 99V100H129ZM132 99V101H131ZM147 99V98H146ZM213 99V98H211ZM179 100V99H178ZM242 100V99H240ZM245 99L244 101L247 102ZM131 101V102H129ZM141 101V100H140ZM175 101V100H174ZM233 101V102H232ZM257 101V100H256ZM135 102V103H137ZM146 102V101H145ZM177 102V101H176ZM174 102V103H176ZM140 103V102H139ZM242 103V101H241ZM244 103V102H243ZM249 104V103H247ZM87 105V108H84L85 106ZM136 106V105H135ZM133 106V107H135ZM140 106V105H139ZM138 106V107H139ZM189 106V105H188ZM220 106V105H219ZM228 106V105H227ZM132 107V108H133ZM84 108V109H83ZM126 108V107H125ZM172 108V107H171ZM182 108V107H181ZM189 109V108H188ZM125 110V111H124ZM158 112V111H157ZM125 113V114H124ZM137 113V112H136ZM156 113V112H155ZM186 113V112H185ZM65 114L67 116V118H64L65 117ZM126 114V115H127ZM131 115V114H130ZM64 116V117H63ZM113 116V117H112ZM122 116V117H121ZM141 116V115H140ZM72 117V118H71ZM71 118V119H69ZM128 119V118H127ZM143 119V118H142ZM141 119V120H142ZM124 120V119H123ZM132 120V119H131ZM140 120V121H141ZM126 121V119H125ZM124 123V122H123ZM138 123V122H137ZM136 123V124H137ZM132 126V124H130ZM135 126V124H133ZM205 125V124H204ZM203 127V126H202ZM201 127V128H202ZM210 127V126H209ZM208 127V128H209ZM212 127V126H211ZM210 127V128H211ZM128 128V129H127ZM141 128V127H140ZM217 129V127H215ZM221 128V126H220ZM223 128V127H222ZM228 128V127H227ZM137 129V128H136ZM232 129V128H231ZM150 130V129H149ZM204 130L205 127H204ZM234 131V129H232ZM236 130V129H235ZM207 131V130H206ZM205 131V133H206ZM212 131V130H210ZM208 131V132H210ZM220 131H222L220 129ZM207 132V133H208ZM217 132V131H216ZM147 133V131H146ZM202 133V132H201ZM205 133H202V134H205ZM219 133V132H218ZM132 134V133H131ZM201 134V135H202ZM251 134V133H250ZM146 135V134H145ZM209 135V134H208ZM229 135V134H228ZM247 135V134H246ZM249 135V134H248ZM254 135H256L254 133ZM124 136V137H125ZM150 136V135H149ZM204 136V135H203ZM213 136H216L213 135ZM236 136V135H235ZM130 137V136H129ZM144 137V136H143ZM232 137V136H231ZM234 137V136H233ZM232 137V138H233ZM237 137V136H236ZM259 137V136H258ZM148 138V137H147ZM151 138V137H150ZM209 138V137H208ZM245 138V136H244ZM205 139V137H204ZM122 140V141H121ZM148 140V139H147ZM234 140V139H233ZM232 140V141H233ZM253 140V139H252ZM259 140V139H258ZM257 140V141H258ZM144 141V140H143ZM145 141H146V138H145ZM206 141V140H205ZM229 141V139H228ZM237 141V140H236ZM125 142V143H124ZM128 142V141H127ZM190 142V141H189ZM231 142V141H229ZM238 142V141H237ZM129 143V142H128ZM152 143V142H151ZM232 143V142H231ZM230 143V144H231ZM235 143V142H234ZM241 143V141H240ZM239 143V144H240ZM229 144V145H230ZM248 144V143H247ZM250 144V142H249ZM129 145V144H128ZM160 145V144H159ZM228 145V146H229ZM246 147V146H245ZM187 148V147H186ZM237 148V147H235ZM240 148V147H238ZM243 148V146H242ZM241 148V150H243ZM195 149V148H194ZM233 149V148H231ZM247 149V148H246ZM249 149V147H248ZM162 150V149H161ZM240 149H238L239 151ZM256 150V149H254ZM136 151V150H135ZM158 151V150H157ZM230 151V150H229ZM129 153H132L133 155H129ZM197 152V151H196ZM213 152V151H212ZM236 152V151H235ZM234 152V153H235ZM255 152V151H254ZM123 153H125V156L122 155ZM140 153V152H139ZM230 153V152H229ZM237 153H240V152H237ZM252 153V152H251ZM136 154V152H135ZM156 154V153H155ZM154 154V155H155ZM160 154V153H159ZM228 154V153H227ZM231 154V153H230ZM237 156V154H234ZM233 155V156H234ZM241 155V154H240ZM261 155V154H260ZM136 156V155H135ZM134 156V157H135ZM158 156V154H157ZM157 156L153 157L151 155L150 158L153 157V160L154 162L152 163H155L157 165L155 166H158L160 165L159 162L161 161V165L162 167L160 168V170L163 168L164 164H168V161H166L167 163H165V159L164 157L162 158V160L164 159V164H162V160H160ZM161 155H159L160 157ZM167 156V155H166ZM192 156V155H190ZM138 157V155L136 156V158ZM148 156H145L144 158L145 159H141L139 158V160L141 159L142 162L144 161H150L148 158ZM157 157V158H156ZM193 157V156H192ZM133 158V159H132ZM143 158V156H142ZM156 158V159H155ZM161 158V157H160ZM168 158V157H167ZM260 158V157H259ZM263 158V157H262ZM159 159V160H157ZM169 159V158H168ZM207 159V158H206ZM225 159V158H224ZM245 159V158H244ZM156 160V161H155ZM243 160V159H242ZM140 161V163H141ZM264 161V160H262ZM191 162H192V159H191ZM197 162V161H196ZM207 162V161H205ZM210 162V160H209ZM222 162V161H221ZM227 162V161H226ZM243 162V161H241ZM247 162V161H246ZM56 163V164H55ZM147 163V162H145ZM187 163H190L187 162ZM213 163V162H212ZM211 163V165H212ZM215 163V162H214ZM224 163V162H223ZM258 163V162H256ZM260 163V162H259ZM264 163V162H262ZM60 165L58 167V165ZM149 164V162H148ZM193 164V163H192ZM207 164H209L207 162ZM228 164V163H226ZM232 164V163H231ZM242 164V163H241ZM244 164H246L244 162ZM249 164V163H248ZM255 164V163H254ZM56 165L58 168H56ZM173 165V164H172ZM194 165V164H193ZM196 165V164H195ZM216 165V164H215ZM219 165V164H218ZM223 165V164H222ZM229 165V164H228ZM147 166V165H146ZM169 166V165H168ZM191 166V165H190ZM226 166V165H225ZM242 166V165H241ZM255 166V165H254ZM55 167V170H53ZM144 167V166H143ZM166 167V166H164ZM172 167V166H171ZM183 167V165H182ZM188 167V166H187ZM201 166H199V170ZM203 167V166H202ZM205 167V166H204ZM209 167V166H208ZM215 167V166H214ZM60 168V169H59ZM155 168V167H154ZM168 168V167H166ZM176 168V167H174ZM194 167H192L193 169ZM207 168V167H206ZM212 168V167H211ZM222 168V167H221ZM233 170L234 168L231 167ZM254 168V167H253ZM56 169H59V170H56ZM180 169V168H179ZM186 169V168H184ZM183 169V170H184ZM198 169V168H197ZM196 169V170H197ZM217 169V168H216ZM256 169V168H255ZM262 170V168H260ZM143 170V169H142ZM158 170V169H157ZM156 170V171H157ZM166 170V169H165ZM58 171V172H57ZM155 171V170H154ZM162 171H164V169H162ZM168 171V169H167ZM174 171V170H173ZM176 171V169H175ZM186 171H188L187 169L185 170V172L183 174L186 173ZM195 171V170H194ZM208 171V170H207ZM212 171V170H211ZM258 171V170H257ZM169 172V171H168ZM180 172V171H178ZM199 172V171H198ZM201 172H204V171H201ZM198 173V174H202V173ZM214 172V171H213ZM263 172V171H262ZM155 173H159L158 175L161 176V173L163 172H155ZM175 173V172H174ZM193 173V172H192ZM182 174V173H181ZM188 174V173H187ZM186 174V175H187ZM191 174V173H190ZM195 174V173H194ZM164 175V174H163ZM162 175V176H163ZM178 175V174H177ZM197 175V173L195 174V176ZM135 176H138L139 179H137ZM167 176V175H166ZM171 176V175H170ZM182 176V175H181ZM184 176V175H183ZM192 176V174H191ZM168 177V176H167ZM189 177V176H187ZM197 177V176H196ZM225 177V176H224ZM256 177V176H255ZM54 178L56 183L52 184V181H54ZM181 178V177H180ZM179 178V179H180ZM185 178V177H184ZM192 178H195V177H192ZM191 178V179H192ZM227 178V176L225 177V179ZM259 178V177H258ZM154 179L155 176H154ZM178 179V180H179ZM188 179V178H187ZM199 179V178H198ZM197 179V180H198ZM231 179V177H230ZM137 180V183L135 185V181ZM157 180V179H156ZM181 180V179H180ZM196 180V179H195ZM229 180V178H228ZM239 180V179H238ZM177 181V180H176ZM183 181V180H181ZM186 181V180H185ZM225 181V180H224ZM147 182H149L148 184H146ZM153 182V181H152ZM156 182V181H155ZM189 182V180H188ZM197 182V181H196ZM217 182V181H216ZM222 182V181H221ZM232 182V181H231ZM259 182V181H258ZM257 182V183H258ZM179 183V181H178ZM194 183V182H193ZM229 183V182H228ZM181 184V183H180ZM189 184V183H188ZM187 184V185H188ZM224 184V183H223ZM227 184V183H226ZM244 184V183H243ZM9 187H6L8 186ZM27 185L25 188L23 186ZM184 185V184H182ZM192 185V182L191 184ZM208 185V184H207ZM206 185V186H207ZM212 185V184H211ZM214 185V184H213ZM216 185V184H215ZM220 185V184H219ZM177 186V185H175ZM186 186V184H185ZM184 186V187H185ZM222 186V185H221ZM22 187V188H21ZM173 187V186H172ZM180 187V186H179ZM182 187V186H181ZM189 187V186H188ZM224 187V186H223ZM7 189V191L5 192V190ZM10 188V189H9ZM12 188V189H11ZM176 188V187H175ZM202 188V187H201ZM213 188V187H212ZM219 188V187H217ZM243 188V187H241ZM240 188V189H241ZM252 188V187H251ZM9 189V190H8ZM15 192H18L16 194L13 193V190ZM16 189H21V190H16ZM147 189V191H146ZM174 189V188H173ZM172 189V190H173ZM181 189H184V188H179V190ZM187 189V188H186ZM194 189V188H193ZM229 189L231 188H228V191ZM216 190V189H215ZM251 190V189H250ZM146 191V192H145ZM178 191V190H177ZM208 191V190H207ZM222 191V189H221ZM223 191L225 192V190L223 189ZM239 191V189H238ZM180 192V191H179ZM215 192V191H214ZM254 192V191H253ZM54 193L56 194V200H54L52 195H54ZM171 193V192H170ZM183 193H184V190H183ZM203 193V192H202ZM208 193V192H207ZM220 193V192H219ZM227 193V192H226ZM135 194V195H134ZM233 194V193H232ZM240 194V192H239ZM133 195L135 198H133ZM149 195V194H148ZM171 195H174V194H171ZM219 195V194H218ZM225 195V194H224ZM223 195V196H224ZM229 195V194H228ZM41 196V197H40ZM59 196V198H58ZM158 196V195H157ZM168 196V195H167ZM237 196V195H236ZM40 197V198H39ZM146 197V196H145ZM172 197V196H171ZM222 197V196H221ZM234 197V196H233ZM153 198V197H151ZM225 198V196H224ZM46 199V200H45ZM60 199V200H59ZM62 199V200H61ZM66 199V200H65ZM144 199V198H143ZM168 199V198H167ZM219 199V198H218ZM229 199V198H228ZM242 196H241V200H242ZM27 202H26V201ZM29 200V199H28ZM39 200V202H38ZM56 201V205L52 204L54 201ZM57 200H59L60 202H58ZM67 204V207L64 203V201ZM157 200V199H156ZM215 200V199H214ZM213 200V201H214ZM224 200V199H223ZM24 201L25 203H27V207L25 208H22V210L24 211H21L23 213H20V209H17V207L19 206V203H21V205L24 204ZM39 203H37V202ZM61 201L63 202L62 204L65 205V207H63V205L59 204L61 203ZM227 201V200H226ZM23 202V204H22ZM30 202V200H29ZM34 202V201H33ZM163 202V201H162ZM195 202V201H194ZM215 202V201H214ZM264 202V201H263ZM31 203V202H30ZM35 203H31L34 207L36 206ZM146 203V201H145ZM159 203V202H158ZM184 203V202H183ZM212 203V202H211ZM226 203V202H225ZM224 203V204H225ZM229 203V202H227ZM241 203V202H239ZM84 204H86L87 206H85ZM167 204V203H166ZM217 204V203H216ZM237 204V203H236ZM5 205H10L9 207H11V209H14L13 211L9 212V207L7 206V208L5 207ZM31 205V206H32ZM42 205V204H41ZM40 205V206H41ZM171 205V204H169ZM177 205V204H176ZM227 205V204H226ZM225 205V206H226ZM239 205V204H238ZM30 206V205H29ZM30 206V207H31ZM32 206V207H33ZM47 206V207H46ZM143 207V205H141ZM186 206V205H185ZM190 206V204H189ZM196 206V205H195ZM217 206V205H216ZM215 206V207H216ZM234 206V205H233ZM35 207V208H37ZM46 207V208H45ZM145 207V206H144ZM7 211H6V209ZM20 208V206L18 207ZM34 208V209H35ZM213 208V207H211ZM228 208V207H227ZM240 208V207H239ZM261 208V207H260ZM52 209H55V212H52L54 210ZM145 209V208H144ZM154 209V208H152ZM151 209V210H152ZM166 209V208H165ZM164 209V211H165ZM196 209V208H195ZM206 209V208H205ZM223 209V208H222ZM237 209V208H236ZM235 209V211H236ZM263 209V208H262ZM40 209H37V212H40V215H37L38 217L42 216V213L40 211H38ZM78 211L79 212H74V211ZM161 210V209H160ZM163 210V208H162ZM7 213H5V212ZM157 211V210H155ZM179 211V210H178ZM13 212V213H15ZM27 212L25 213L26 215V218H27ZM30 212V211H29ZM35 212V210L33 211ZM35 212L36 214H39ZM65 212H74L69 214L70 216L66 217ZM82 212V213H81ZM153 212V211H152ZM167 212V210H166ZM194 212V211H193ZM222 212V211H221ZM234 212V210H233ZM12 215H11V214ZM78 213H81V214H78ZM146 213V212H145ZM158 213V212H157ZM160 213V211H159ZM164 213V212H163ZM162 213V214H163ZM174 213V212H173ZM190 213V212H189ZM224 213V211H223ZM240 213V212H239ZM245 213V212H244ZM262 213V212H261ZM264 213V212H263ZM262 213V215H263ZM10 214V216H7V215ZM15 214V215H17ZM34 214V213H32ZM83 214V215H82ZM150 214V212H149ZM153 214V213H152ZM156 215V212L154 213ZM151 215L152 216H154ZM165 214V213H164ZM169 213H167L168 215ZM18 215V216H19ZM29 215V213H28ZM139 215V214H138ZM143 215V214H142ZM261 215V214H260ZM17 216V217H18ZM35 216V214L33 215ZM32 216V218H33ZM42 216V217H43ZM44 216V217H45ZM157 216V215H156ZM155 216V217H156ZM162 216V215H161ZM160 214H159V217L158 219L160 220H164L165 217L163 218V216L161 217ZM169 216V215H168ZM209 216V215H208ZM228 216V215H227ZM248 216V215H247ZM7 217H10V218H7ZM21 217V216H20ZM29 217V216H28ZM31 217V216H30ZM134 217V218H133ZM147 217V214L146 216ZM150 217V216H149ZM172 217V216H171ZM179 217V216H178ZM254 217V216H253ZM16 218V216H15ZM31 218V219H32ZM36 218V217H35ZM53 218V219H52ZM57 218V217H55ZM68 218V219H67ZM3 219V220H2ZM9 219L12 221L11 223H9ZM43 219V218H42ZM170 219V218H169ZM30 220V219H29ZM59 220V218L57 219ZM63 220V218L61 219ZM82 220V222H81ZM136 220V219H135ZM138 220V219H137ZM148 221V219H143V221ZM151 220V219H149ZM156 220V218L154 219ZM152 219V221H154ZM166 220V219H165ZM180 220V219H179ZM222 220V219H221ZM14 221V222H13ZM22 221V222H21ZM26 221V222H25ZM37 221H38V218H37ZM36 221V222H37ZM42 221V222H43ZM52 221V222H51ZM56 221V219H55ZM54 221V222H55ZM84 221V222H83ZM146 221V222H147ZM169 221V220H168ZM212 221V220H211ZM216 221V220H215ZM246 221V220H245ZM4 222V223H3ZM8 222V223H7ZM25 224H28V225H25L24 226V223ZM41 222V223H42ZM81 223H83V226L85 224V226L82 228L81 225H79ZM136 222V221H135ZM160 221H156V223L153 224L154 225H157L162 223V221L160 223H158ZM225 222V221H224ZM227 222V221H226ZM244 222V221H243ZM34 225H37V226H34ZM41 223L39 224L40 226H46V224L42 223L43 225H41ZM56 223V222H55ZM56 223V224H57ZM63 223V224H62ZM141 223V222H140ZM151 223V222H150ZM158 223V224H157ZM223 223V222H222ZM253 223V222H252ZM29 224L31 226H29ZM62 224V226H61ZM87 224V226H86ZM152 224V223H151ZM151 224L149 226H151ZM163 224V223H162ZM217 224V223H216ZM55 225V224H54ZM137 225V224H136ZM178 225V224H177ZM232 225V224H231ZM27 226V228H26ZM44 226V227H45ZM48 226V225H47ZM51 226V225H49ZM48 226V227H49ZM148 226V225H147ZM166 226V225H165ZM193 226V225H192ZM199 226V225H198ZM219 226V225H218ZM52 229H53V226H51ZM56 227V226H54ZM156 227V226H155ZM154 227V228H155ZM228 227V226H227ZM46 228V227H45ZM158 228V227H157ZM196 228V227H195ZM219 228V227H218ZM221 228V227H220ZM219 228V229H220ZM223 228V227H222ZM44 229V228H43ZM50 229V228H49ZM49 229L47 231H49ZM151 229V228H150ZM216 229V228H215ZM231 229V228H229ZM42 230V229H41ZM40 230V232H41ZM45 230V229H44ZM146 230V229H145ZM155 230V229H154ZM202 230V229H201ZM217 230V229H216ZM59 231V232H60ZM71 231H73L71 233ZM219 231V230H218ZM231 231V230H230ZM238 231V230H237ZM51 232V231H50ZM53 232V230H52ZM139 232V231H138ZM202 232V231H201ZM200 232V233H201ZM140 233V232H139ZM153 233V232H152ZM168 233V232H167ZM229 233V232H228ZM228 233H225V234H228ZM40 234V233H39ZM51 234V233H50ZM77 234V233H76ZM141 234V233H140ZM174 234V233H173ZM196 234V233H195ZM219 234V233H218ZM243 234V233H242ZM75 235V234H74ZM192 235V234H191ZM205 235V234H204ZM217 235V234H216ZM237 235V234H236ZM20 236V237H19ZM21 236L23 238H21ZM55 236V234H54ZM53 236V237H54ZM68 236V235H67ZM144 236V235H143ZM142 236V237H143ZM166 236V235H165ZM170 236V235H169ZM241 236V235H240ZM20 239H23L20 240ZM74 237V236H73ZM82 237V235L80 236ZM190 237V236H189ZM217 237V236H216ZM232 237V235H231ZM242 237V236H241ZM244 237V236H243ZM17 238V240H16ZM67 238V237H66ZM78 238V236H77ZM136 238V236H135ZM140 238V237H138ZM147 238V237H146ZM153 238V237H152ZM205 238V237H204ZM219 238V237H218ZM225 238V237H224ZM61 239L57 240V242L55 243H51L52 246L50 247H55L54 245H56L58 243V245L60 243H62ZM68 239V238H67ZM195 239V238H194ZM213 239V238H212ZM227 239V237H226ZM20 240V241H19ZM79 240V238L77 239ZM81 240V238H80ZM84 240V238H83ZM166 240V239H165ZM169 240V239H168ZM201 240V239H200ZM228 240V239H227ZM17 241V242H16ZM19 241V242H18ZM52 242H54V240H51ZM90 241V242H88ZM148 241V239H147ZM212 241V240H211ZM214 242L217 241V238L215 240H213ZM220 241V240H219ZM235 241V240H234ZM20 242V243H21ZM38 242H39V239H38ZM77 242V241H76ZM141 242V241H140ZM170 242V241H169ZM209 242V241H208ZM213 242V243H214ZM232 242V241H231ZM16 243V244H15ZM150 243V242H149ZM153 243V242H152ZM210 243V242H209ZM217 246L214 245V248H211L208 249L207 251L204 252H201L203 253L202 254H198V256L196 255V253L192 254L191 251H189L186 247L185 248H182L179 250H176L175 253L169 255V258L171 257H174V258H171V259H165L163 261L162 264H231L230 263V258L228 257H224V258H228V261L225 259H223V257L221 258V254L217 251L219 249H216L217 247H219L220 245L222 246L223 244L221 242H216ZM41 244V242H40ZM65 244V242H64ZM63 244V245H64ZM82 244H84L82 242ZM85 244V245H87ZM139 244V243H137ZM172 244V243H171ZM206 244V243H205ZM12 245V246H13ZM43 245V244H41ZM50 245V244H49ZM49 245H48V248H49ZM62 245V244H60ZM62 245V246H63ZM67 245V244H66ZM181 245V243H180ZM184 245V244H183ZM211 246H213V244H210ZM225 245V244H224ZM235 245V244H234ZM263 245V244H262ZM261 245V246H262ZM13 246V247H14ZM65 246V245H64ZM78 246V245H77ZM135 246V245H134ZM142 246V245H141ZM168 246V244H167ZM172 246V245H171ZM216 246V247H215ZM226 246V245H225ZM224 246V247H225ZM264 246V245H263ZM262 246V247H263ZM12 247V248H13ZM16 247V246H15ZM17 247H20V244L19 246ZM20 247V248H21ZM40 247V245H39ZM57 247V246H56ZM59 247V246H58ZM81 247V245H80ZM86 247V246H85ZM191 247V246H190ZM194 247V246H192ZM258 247V246H257ZM260 247V248H262ZM33 248H35L33 250ZM83 248V247H82ZM129 248V247H128ZM147 248V247H146ZM198 248V247H197ZM221 248V247H220ZM259 248V247H258ZM258 248H256L258 250ZM259 248V249H260ZM6 249V248H5ZM15 249V248H13ZM19 249V248H18ZM84 249V248H83ZM88 249V248H87ZM90 249V250H91ZM101 249V250H100ZM133 249V248H132ZM130 250V251H133V250ZM7 252H8V249H6ZM12 250V249H11ZM91 250V252H92ZM105 250V252H104ZM124 250V249H122ZM128 250V249H126ZM137 250V249H135ZM134 250V252H135ZM222 250V249H221ZM230 250V249H229ZM236 250V249H235ZM249 250V249H248ZM255 250V249H254ZM264 248L261 249V251H263ZM19 251V250H18ZM26 251V252H27ZM31 251V253H32ZM87 251V250H86ZM241 251V250H240ZM260 250L257 251L259 252L260 254H263V258L264 259V251L263 253L261 252ZM1 252V251H0ZM81 252V251H80ZM85 252V251H84ZM99 252L97 253L96 256H98ZM109 252V254L107 253ZM163 252V251H162ZM174 252V251H173ZM231 253V251H228ZM6 253V252H5ZM93 253V252H92ZM105 253V255L103 254ZM142 253V252H141ZM140 253V254H141ZM165 253V252H163ZM224 253V252H223ZM227 254V251L225 254L227 255H230ZM236 253V252H235ZM82 254V253H80ZM89 254V253H87ZM103 254V255H102ZM118 254V253H117ZM121 254V252H120ZM124 254V251L123 253ZM143 254V253H142ZM168 254V253H166ZM220 254V255H219ZM232 254V253H231ZM260 254H256L257 256H259ZM85 255V254H84ZM90 255H92L90 253ZM93 255V256H94ZM116 254H114L115 256ZM127 255V254H126ZM134 255V254H133ZM163 255V254H162ZM233 255V254H232ZM235 255V254H234ZM81 256V255H80ZM95 256V257H96ZM119 256V255H118ZM139 256V255H138ZM148 256V254H147ZM171 256V257H170ZM222 256H224L222 254ZM226 256V255H225ZM243 256V255H242ZM250 256V255H249ZM261 256V255H260ZM82 257V256H81ZM86 257V256H85ZM120 257V256H119ZM123 257V256H122ZM129 257V256H128ZM168 257V256H167ZM232 257V256H231ZM239 257V256H238ZM241 257V256H240ZM94 258V257H93ZM100 258V259H99ZM118 258V257H117ZM121 258V257H120ZM155 258V257H154ZM166 258V255L165 257ZM234 258V257H233ZM232 258V259H233ZM252 258V257H251ZM253 258H255L253 256ZM83 259V258H82ZM238 259V258H237ZM240 259V258H239ZM242 259V258H241ZM240 259V260H241ZM258 259V258H257ZM261 259V258H260ZM259 259V260H260ZM88 260V258H87ZM86 260V261H87ZM91 260H93L91 258ZM90 260V261H91ZM129 260V259H128ZM235 260V259H233ZM235 261L236 264H240V263H243L242 261ZM246 260V259H245ZM251 260V259H250ZM256 260V259H254ZM93 260V262H95ZM118 261V260H117ZM123 261V260H122ZM133 261H136L133 260ZM155 261V260H154ZM152 260V262H154ZM252 261V260H251ZM263 263H262V262ZM92 262V264H93ZM114 262V260H113ZM112 262V263H113ZM151 262V263H152ZM231 262H233L231 260ZM260 263H257L256 264H264V260H260L259 261ZM83 263V261L81 262ZM148 263V262H147ZM160 263V262H158ZM234 263V264H235ZM245 263V262H244ZM247 263V262H246ZM249 263V262H248ZM110 264V263H108ZM116 264V263H115ZM131 264V263H130ZM154 264V263H153ZM233 264V263H232ZM253 264V263H252Z\"/></svg>",
  "mask_w": 264,
  "mask_h": 264
}]
</instances>
